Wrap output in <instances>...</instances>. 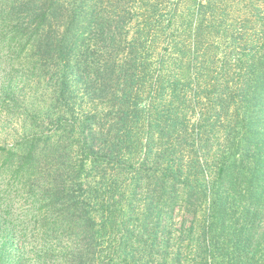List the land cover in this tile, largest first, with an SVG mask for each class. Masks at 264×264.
Wrapping results in <instances>:
<instances>
[{
    "label": "trees",
    "instance_id": "trees-1",
    "mask_svg": "<svg viewBox=\"0 0 264 264\" xmlns=\"http://www.w3.org/2000/svg\"><path fill=\"white\" fill-rule=\"evenodd\" d=\"M5 51L0 264H264V0H0Z\"/></svg>",
    "mask_w": 264,
    "mask_h": 264
},
{
    "label": "rangeland",
    "instance_id": "rangeland-1",
    "mask_svg": "<svg viewBox=\"0 0 264 264\" xmlns=\"http://www.w3.org/2000/svg\"><path fill=\"white\" fill-rule=\"evenodd\" d=\"M7 53L6 51L3 52L0 55V140H5V141H12V139H14V134L13 130L14 128L19 126V122L21 121V118H17V119H13V123H10L7 121L6 115H7V110L9 108L8 106V98L6 97L8 93L7 90V81L10 79V76L13 77V73H12V65L8 62V59H10L9 57H6ZM15 77V75H14ZM13 83V82H12ZM15 85V84H14ZM22 85V82H21ZM25 86V85H22ZM28 96H33L32 90L29 87H24L22 90V94H26ZM2 200H0L1 202ZM21 214L23 215V212L21 210ZM21 215V216H22ZM187 219L190 218L189 215L186 216ZM180 218V215L178 216L177 220ZM3 221H6L5 219L2 218V216H0V224L3 223ZM3 226V225H2ZM3 228L5 229V226H3ZM1 236H5V232L0 234V238ZM1 249H0V255H1ZM6 255V253L4 254Z\"/></svg>",
    "mask_w": 264,
    "mask_h": 264
}]
</instances>
